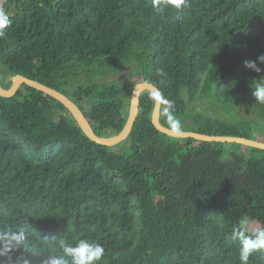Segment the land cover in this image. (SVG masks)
I'll use <instances>...</instances> for the list:
<instances>
[{"label": "trees", "instance_id": "16d2710c", "mask_svg": "<svg viewBox=\"0 0 264 264\" xmlns=\"http://www.w3.org/2000/svg\"><path fill=\"white\" fill-rule=\"evenodd\" d=\"M3 10L0 74L65 95L96 136L121 132L132 89L148 83L181 122L173 129L161 106L163 127L264 143V105L251 95L260 77L244 67L264 54V0L163 13L153 0H6ZM125 69L126 81L103 82ZM153 105L143 92L128 138L107 148L41 92L0 98V230L26 236L15 256L44 264L61 240L88 239L105 248L101 264H240L234 225L264 226V151L169 138L151 124Z\"/></svg>", "mask_w": 264, "mask_h": 264}, {"label": "clouds", "instance_id": "9594fccd", "mask_svg": "<svg viewBox=\"0 0 264 264\" xmlns=\"http://www.w3.org/2000/svg\"><path fill=\"white\" fill-rule=\"evenodd\" d=\"M189 6V0H153V8L157 13L165 9L180 11ZM10 25L9 14L0 9V38L5 37V29ZM264 54L256 60H247L244 67L257 75L259 79L251 82L252 97L259 105H264ZM163 75L161 71L159 73ZM156 103L162 106L166 121L173 129L180 127L181 122L174 116V103L168 100L158 89L152 94ZM247 219L239 221L233 227V236L239 241L240 264H249V259L256 253L264 252V226L249 231ZM26 250V236L23 229L5 226L0 230V264H30L24 256H15L16 253ZM105 256V248L98 242L80 239L76 242L61 240L55 254L49 255L44 264H101Z\"/></svg>", "mask_w": 264, "mask_h": 264}, {"label": "water", "instance_id": "95a60500", "mask_svg": "<svg viewBox=\"0 0 264 264\" xmlns=\"http://www.w3.org/2000/svg\"><path fill=\"white\" fill-rule=\"evenodd\" d=\"M21 86H27L29 88H32L60 103L67 110L72 119L76 122L83 135L88 140L97 145L107 148H113L121 144L128 138L129 134L132 131L133 124L138 116L140 95L143 92H148L152 95L157 90V88L148 83H138L137 85H135L130 94L129 103L125 109L127 114L126 122L121 132L108 137H98L94 134L90 124L88 123L83 113L75 103H73L70 99H68L65 95L61 94L60 92L53 90L47 86H44L36 81L30 80L19 75L10 77L7 88L4 89L0 86V98L10 99L14 97ZM160 109L161 105L159 103H156L154 100V105L151 113V124L156 131L169 138L179 140L192 139L197 142L203 143L236 144L245 148L264 151V143L256 140L238 137L207 136L193 132L177 131L170 128H165L159 122Z\"/></svg>", "mask_w": 264, "mask_h": 264}, {"label": "rangeland", "instance_id": "374dc122", "mask_svg": "<svg viewBox=\"0 0 264 264\" xmlns=\"http://www.w3.org/2000/svg\"><path fill=\"white\" fill-rule=\"evenodd\" d=\"M133 70H128V69H125L123 71H121L120 73H115L113 74L112 76H110L109 78L107 79H104L103 82H124L126 81V79L133 74ZM3 76V75H2ZM2 80L4 81V83H6V85L4 84L3 87L4 89L7 88V85H8V81L7 79L3 78L2 77ZM188 130L187 128H184V127H181L180 128V131H186ZM244 149V148H241V150ZM244 151V150H243ZM225 161H228L227 158H225Z\"/></svg>", "mask_w": 264, "mask_h": 264}, {"label": "flooded vegetation", "instance_id": "af4514ba", "mask_svg": "<svg viewBox=\"0 0 264 264\" xmlns=\"http://www.w3.org/2000/svg\"><path fill=\"white\" fill-rule=\"evenodd\" d=\"M2 75H3V76H2ZM2 77L5 78V79H7V81H9V78H10V77H6V76H4V74H0V86H1L2 88H4L3 85H4V84L6 85V83H4V81L2 80Z\"/></svg>", "mask_w": 264, "mask_h": 264}, {"label": "built area", "instance_id": "2783aa9c", "mask_svg": "<svg viewBox=\"0 0 264 264\" xmlns=\"http://www.w3.org/2000/svg\"><path fill=\"white\" fill-rule=\"evenodd\" d=\"M5 3H6V0H0V9H3Z\"/></svg>", "mask_w": 264, "mask_h": 264}]
</instances>
